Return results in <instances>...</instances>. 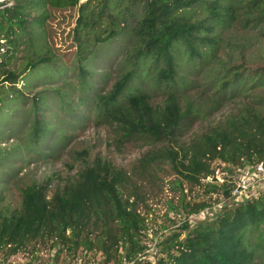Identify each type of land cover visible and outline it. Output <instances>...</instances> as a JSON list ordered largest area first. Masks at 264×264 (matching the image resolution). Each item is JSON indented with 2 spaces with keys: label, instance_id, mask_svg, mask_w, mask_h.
<instances>
[{
  "label": "trees",
  "instance_id": "obj_1",
  "mask_svg": "<svg viewBox=\"0 0 264 264\" xmlns=\"http://www.w3.org/2000/svg\"><path fill=\"white\" fill-rule=\"evenodd\" d=\"M27 1L12 0L11 6L0 9V30L6 23L13 26L10 17H18ZM80 1L70 3V8H77L72 42L76 47L74 55L81 62L76 74L79 81L71 84L61 78L63 89L53 91L63 115L73 119L83 105L87 115L94 112L121 139L148 141L151 149L139 160L144 172L152 164L166 162L176 176L191 185L200 184V179L210 173V162L215 160L233 166L264 162V88L261 93L255 92L264 87V67L243 68L248 61L244 53L255 39L252 32L264 31V0H86L79 5ZM230 30L241 34L228 40L224 35ZM121 36L128 41L121 54L124 72L107 92L100 88L89 98L92 81L84 65L97 45ZM52 51L46 48L27 67L54 81L64 70L54 66L57 57ZM237 54L242 56L241 66L229 67ZM5 65L0 59V85L17 84L18 76ZM187 66L211 72L203 85L214 106L239 95L248 101L182 143L179 136L184 125L202 119L205 113L201 106H193L186 99L184 106L180 103L184 95L180 87L184 84L178 75ZM32 87L34 84L27 85ZM155 89L164 96L157 105L149 101V92ZM74 92L86 94L75 105L67 99ZM11 93L9 97L0 88V127L9 115L18 112L12 110L13 106L30 104L25 111V149L30 155L46 159L44 153L50 145L45 151L41 146L51 131L38 113L44 108L43 96L28 98L15 89ZM12 120L7 122L8 127ZM54 132L57 135L59 129ZM0 155L1 162L6 155ZM87 156L80 153L77 159L83 162ZM136 174L134 169L128 172L96 158L90 164L84 163L49 195L50 179L44 184L25 186L20 190V208L0 211V250L10 256L30 245L50 241V249L59 244L68 253L79 248L84 252L96 250L103 255L105 264H150L141 259L147 248L139 235L146 228L136 211L137 195H125ZM12 175L8 174L9 179ZM173 183L179 184L177 180ZM218 188L226 195L229 192L227 186L207 184L205 193H216ZM207 205L202 202L190 211L198 212ZM185 230L183 236L181 231L173 232L157 244L161 257L155 264H264V194L227 204L210 222L185 226ZM119 249L123 255L118 254Z\"/></svg>",
  "mask_w": 264,
  "mask_h": 264
},
{
  "label": "rangeland",
  "instance_id": "obj_2",
  "mask_svg": "<svg viewBox=\"0 0 264 264\" xmlns=\"http://www.w3.org/2000/svg\"><path fill=\"white\" fill-rule=\"evenodd\" d=\"M85 1L81 0L79 5ZM71 2L72 0H28L20 9V13H17L18 17H10L13 26L11 24L8 26L6 23L0 30V39L4 40L0 41L3 50L2 52L0 50V59H4L6 64L4 68L16 74L19 80L14 85L4 83L0 88L7 92L9 97L12 95V89L28 98L43 96L44 108L38 113L42 115L46 124H49L47 130L51 131V134L43 139L44 143L41 146L44 150L50 145L47 153H44L46 159L28 154L25 149L28 137L24 121H26L25 111L30 104L20 102L13 106L12 110L18 112L13 111L16 114L9 115L7 121L0 127V153H5L8 162L7 165L4 157L0 162V211L18 210L21 203L20 190L27 185L44 184L50 179L49 195L63 180L83 168L84 163L90 164L96 158L106 159L117 168L128 172L133 169L137 171L125 195H137L136 211L143 217L146 228L139 235L141 244L147 248L141 259L155 264L161 257L160 249L157 247L159 242L173 232L181 231L183 236L186 231L185 226L192 228L198 223L210 222L219 215L220 208L227 204L238 203L240 198L235 200L230 192L226 195L224 190L218 188L209 199L210 194L205 193V182L191 185L181 180L166 162L152 164L146 173L139 165V160L151 149L148 141L135 138L121 139L115 129L96 117L94 112L90 111L87 115L83 105L78 107L73 119H70L71 115H63L58 110V97L53 91L55 88L63 89V83L59 79L69 80L71 84L79 81L76 74L81 62L77 61L74 55L76 47L72 42L77 8H70ZM9 4L11 6V0ZM240 34L239 30H230L224 36L226 39L228 37L231 39ZM252 35L255 39L252 46L244 53L248 61L246 66H243L244 69L250 70L264 67V31L255 29ZM48 47L52 48V52L57 57L54 66L64 70V74L54 81L47 74L38 76L27 67L36 55ZM127 47L128 41L123 36L96 46L94 54L84 65L88 71V78L92 81L89 98L100 88L107 92L118 76L124 72L125 66L121 54ZM241 57L239 54L235 55L229 67L241 66ZM210 74L208 69L199 71L198 68L192 69L187 66L178 75L179 82L184 84L180 87V91L182 90L180 93L184 94L180 101L182 106L185 105L186 99L193 106H201L202 111L205 112L202 119L200 117L193 124L184 125L179 136L182 143L205 132L209 126L214 125L225 115L236 112L242 102L248 101L243 99V95H239L232 101H224L220 103L221 105L214 106L211 101L209 102L208 91L203 85ZM2 78L0 77V82ZM28 84H34V87L27 88ZM263 88H256L255 92L261 93ZM85 95L74 92L70 93L67 99L75 105L76 100ZM163 99L160 90L149 92L151 104H160ZM12 118H15V121ZM31 118L30 115V120ZM11 120L13 123L8 127L7 122ZM58 129L56 135L54 131ZM80 153L88 155L83 162L77 159V154ZM10 172L13 175L9 179ZM175 180L179 182L178 185L173 183ZM214 199H217V202ZM202 202H208V205L198 212L191 213L190 209ZM50 245V241L30 245L13 257L1 254L3 261H0V264H105L103 255L96 250L84 252L79 248L75 253H68L62 245L58 244L54 249H50ZM118 254H124L122 249L118 250Z\"/></svg>",
  "mask_w": 264,
  "mask_h": 264
},
{
  "label": "built area",
  "instance_id": "obj_3",
  "mask_svg": "<svg viewBox=\"0 0 264 264\" xmlns=\"http://www.w3.org/2000/svg\"><path fill=\"white\" fill-rule=\"evenodd\" d=\"M9 1L0 0V9L10 6ZM209 170L210 173L201 178L200 183L205 182L206 185L213 184L218 187L227 186L231 197L235 200L240 198L239 202L243 199L256 198L264 194V162L233 166L215 160L210 164ZM212 195L210 194L209 199ZM19 253L21 252L7 256L3 250H0V255L5 254L6 257L17 256ZM0 261H3L2 255Z\"/></svg>",
  "mask_w": 264,
  "mask_h": 264
}]
</instances>
